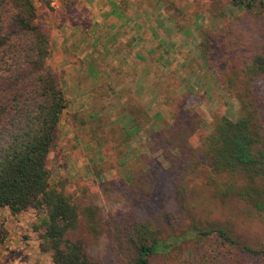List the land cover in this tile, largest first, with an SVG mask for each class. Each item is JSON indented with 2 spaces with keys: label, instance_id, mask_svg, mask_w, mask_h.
<instances>
[{
  "label": "rangeland",
  "instance_id": "374dc122",
  "mask_svg": "<svg viewBox=\"0 0 264 264\" xmlns=\"http://www.w3.org/2000/svg\"><path fill=\"white\" fill-rule=\"evenodd\" d=\"M32 3L37 24L49 39L46 65L69 100L46 157L50 182L64 179L65 190L72 193L86 186V198L79 201L89 199L98 208L103 223L130 214L160 215L161 235L174 237L190 220L179 214L173 194L174 175L163 153L188 157L192 152L199 154L200 136L211 130L212 116L223 114L236 120L242 112L236 94L248 88L253 109L264 118V79L249 87L242 83L243 54L239 48L240 44L252 48L263 41L264 10L256 4L248 11L231 0H59L55 8L48 0ZM126 9L144 10V15H166L163 32L168 39L158 47L151 43L147 52L154 55V48L163 50L160 61L151 57L149 68H134L133 72L141 76L135 85L139 92L133 95L120 90L119 83L111 78L115 64L108 52L69 46L79 36H67L80 35L83 29L69 30V23L65 31L59 29L66 15H116L127 13ZM51 28L55 31L52 35ZM142 53L136 52L126 66L136 65ZM158 62L159 66L155 64ZM87 77H94L95 83H85ZM141 80L148 81V93L141 92L147 86ZM174 131L181 133L174 138ZM153 135L157 141L160 135L168 136L171 143L164 149L163 140L154 143ZM209 171L204 161L188 172V194L194 195L195 190L208 195L205 182ZM201 209L203 212L187 213L196 219H204V214L208 219H224L230 210L215 200L212 207ZM43 216L35 209L14 215L1 210L0 224L6 233L0 242V264H53L50 251L40 246ZM232 224L243 244L264 243V223L237 215ZM78 234L85 241L86 254L100 264H113L120 257L118 249L110 250L106 230L97 240L81 226ZM189 236L178 252H182L181 264H239L251 260L235 246H217L213 237Z\"/></svg>",
  "mask_w": 264,
  "mask_h": 264
},
{
  "label": "trees",
  "instance_id": "16d2710c",
  "mask_svg": "<svg viewBox=\"0 0 264 264\" xmlns=\"http://www.w3.org/2000/svg\"><path fill=\"white\" fill-rule=\"evenodd\" d=\"M248 11L264 0H231ZM32 0H0V212L10 215L28 209L44 213L40 246L50 251L53 264H100L85 251L79 226L93 240L103 229L109 237L110 250L121 255L113 264H181L180 247L185 238L213 237L216 245L235 246L251 260L239 264H262L264 243L249 246L240 242L232 221L243 215L264 223V118L252 107L249 88L237 93L241 114L230 120L223 114L212 116L211 130L200 136V152L184 156H164L174 175L173 194L182 219L190 222L174 237L161 235L160 215L112 217L100 219L98 208L85 197L87 187L65 190L64 179L52 183L46 157L57 137L58 124L69 103L55 74L46 65L49 39L37 24ZM263 41L252 48L240 44L243 59L240 76L246 86L264 79ZM193 129V128H192ZM195 129V126H194ZM181 133L174 131L173 135ZM165 149L171 143L160 135ZM180 150V143H176ZM208 162L205 182L207 194L187 192L188 172ZM180 164V168L177 166ZM210 188V190H209ZM230 209L224 219H196L187 212H203L213 201ZM0 224V242L5 238ZM189 233V234H186ZM92 240V241H93ZM127 251V253L124 252ZM259 257L258 260L256 258Z\"/></svg>",
  "mask_w": 264,
  "mask_h": 264
},
{
  "label": "crops",
  "instance_id": "0c3cea01",
  "mask_svg": "<svg viewBox=\"0 0 264 264\" xmlns=\"http://www.w3.org/2000/svg\"><path fill=\"white\" fill-rule=\"evenodd\" d=\"M86 10L88 11V9ZM126 10L127 13L120 11L116 12V15H66L67 17L64 19V23L60 25L59 29L65 31L66 23L70 24L71 28H69V30L77 27L83 29L81 31L83 36L81 34L67 36L69 39L73 38L74 35L79 36L77 40L71 41L72 45L69 46H71V48L75 46L78 49L89 52L95 50L97 53L108 52L111 63L115 64L111 78L114 79L116 83H119L121 86L120 90H124L130 93V95H133L135 91L137 92V87H135V85L137 84L136 82L139 81L138 78L141 76V74L133 72L134 68H149L152 62L150 63L148 59L151 60V57L160 61L161 53H165L163 50L154 48V55L147 52L150 51V47L153 46L151 43L158 47V45H163L168 39L163 32V28L166 26V15H144V10ZM54 32L53 28H51V35ZM62 41H64L63 38ZM55 42L57 43V41ZM169 42L170 41H168V43ZM60 46L65 45L61 44ZM136 52H143L141 56L142 59L135 62L136 65L132 64L126 66V63L131 61V57L134 58ZM155 64L157 66L160 65L159 62ZM102 74L104 73L102 72ZM93 79L94 77H87L85 83L94 84L95 79ZM142 82L145 85L147 84V86L142 88L141 92L148 93V90H150L148 81L141 80V83ZM98 83H100V81Z\"/></svg>",
  "mask_w": 264,
  "mask_h": 264
},
{
  "label": "built area",
  "instance_id": "2783aa9c",
  "mask_svg": "<svg viewBox=\"0 0 264 264\" xmlns=\"http://www.w3.org/2000/svg\"><path fill=\"white\" fill-rule=\"evenodd\" d=\"M48 1H49L50 5L54 8L58 6L59 0H48Z\"/></svg>",
  "mask_w": 264,
  "mask_h": 264
}]
</instances>
